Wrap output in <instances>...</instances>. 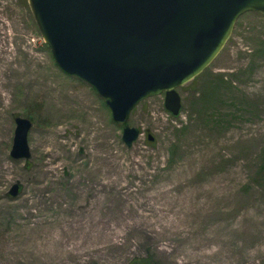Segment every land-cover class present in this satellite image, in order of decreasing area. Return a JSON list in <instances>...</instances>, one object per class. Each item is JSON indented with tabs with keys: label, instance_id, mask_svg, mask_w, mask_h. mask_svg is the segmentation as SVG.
<instances>
[{
	"label": "rangeland",
	"instance_id": "rangeland-1",
	"mask_svg": "<svg viewBox=\"0 0 264 264\" xmlns=\"http://www.w3.org/2000/svg\"><path fill=\"white\" fill-rule=\"evenodd\" d=\"M177 92L178 115L165 92L133 109L127 146L28 0H0V264H264V13ZM19 116L28 159L10 154Z\"/></svg>",
	"mask_w": 264,
	"mask_h": 264
},
{
	"label": "water",
	"instance_id": "water-1",
	"mask_svg": "<svg viewBox=\"0 0 264 264\" xmlns=\"http://www.w3.org/2000/svg\"><path fill=\"white\" fill-rule=\"evenodd\" d=\"M58 66L92 85L132 146L140 130L128 124L144 99L165 92L178 115L177 88L196 78L221 53L237 20L264 13V0H28ZM10 154L28 159L32 121L19 116ZM149 140H153L149 135ZM15 183L10 195L16 196Z\"/></svg>",
	"mask_w": 264,
	"mask_h": 264
},
{
	"label": "trees",
	"instance_id": "trees-1",
	"mask_svg": "<svg viewBox=\"0 0 264 264\" xmlns=\"http://www.w3.org/2000/svg\"><path fill=\"white\" fill-rule=\"evenodd\" d=\"M151 258H145V259H139V260H134L132 264H152L150 262Z\"/></svg>",
	"mask_w": 264,
	"mask_h": 264
}]
</instances>
